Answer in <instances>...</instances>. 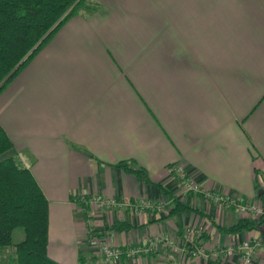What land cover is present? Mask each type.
Here are the masks:
<instances>
[{
    "label": "crops",
    "instance_id": "obj_1",
    "mask_svg": "<svg viewBox=\"0 0 264 264\" xmlns=\"http://www.w3.org/2000/svg\"><path fill=\"white\" fill-rule=\"evenodd\" d=\"M93 1L96 10L68 18L0 91L11 141L0 160L27 168L47 200V255L60 264H207L190 250L264 243V232L221 234L187 210L153 221L166 214L154 184L222 227L245 216L185 193L178 172L260 207L264 0ZM121 160L151 183L112 166ZM93 195L113 204L98 206ZM115 219L133 227L105 232ZM103 246L120 256L105 259ZM138 246L148 249L129 254ZM251 256L264 264L256 249Z\"/></svg>",
    "mask_w": 264,
    "mask_h": 264
},
{
    "label": "trees",
    "instance_id": "obj_2",
    "mask_svg": "<svg viewBox=\"0 0 264 264\" xmlns=\"http://www.w3.org/2000/svg\"><path fill=\"white\" fill-rule=\"evenodd\" d=\"M96 9L97 3L93 0H0V91L29 63L68 18L79 12ZM10 148L11 141L0 127V154ZM86 154L94 159L92 155ZM112 166L134 175L146 184L151 183L146 170L133 161L121 160ZM154 186L165 200L163 207L166 214L153 221L187 210L204 216L221 234L264 232V186L261 189L255 186L254 198L260 203L261 213L257 217L243 216L227 227L217 225L203 211L185 205L163 185ZM17 227L21 228L22 238L12 243L11 234ZM132 227L124 220L115 219L104 231L122 232ZM47 236V200L32 174L12 157L0 160V248L12 246L11 261L14 264H60L47 255ZM209 264L218 262L212 261Z\"/></svg>",
    "mask_w": 264,
    "mask_h": 264
},
{
    "label": "built area",
    "instance_id": "obj_3",
    "mask_svg": "<svg viewBox=\"0 0 264 264\" xmlns=\"http://www.w3.org/2000/svg\"><path fill=\"white\" fill-rule=\"evenodd\" d=\"M178 183L181 189L185 192H191V194H199L206 199L214 203L220 204L222 207L229 209L234 208L240 214L250 217H257L261 213V208L253 204L252 202H241L240 200L234 199H224L218 194H214L211 191H206L200 188L198 185L192 183L188 177L182 172L177 173ZM90 200L96 205L102 207H109L113 204V201H103L101 197L93 195ZM144 209H153V205L150 202H142L139 205ZM148 248L145 247H134L129 250V254L134 255L135 253L145 252ZM256 249L257 253L264 257V243L260 240L245 241L236 245L225 246L218 248L211 253H206L202 249L190 250L191 254L200 258L203 263L209 264V262L216 261L218 264H223L225 261L231 260L233 255L241 250H246L248 253L246 255L241 254L240 259L236 264H253V259L251 252ZM100 254L105 257V259L113 260L120 256V250L117 246H103L100 248Z\"/></svg>",
    "mask_w": 264,
    "mask_h": 264
},
{
    "label": "rangeland",
    "instance_id": "obj_4",
    "mask_svg": "<svg viewBox=\"0 0 264 264\" xmlns=\"http://www.w3.org/2000/svg\"><path fill=\"white\" fill-rule=\"evenodd\" d=\"M142 209H144V208H142ZM21 238H22L21 228L17 227V228H15L12 231V234H11L12 243L17 242ZM145 248H148V246H145ZM12 256H13V248H12V246L0 248V264H14L11 261V257Z\"/></svg>",
    "mask_w": 264,
    "mask_h": 264
}]
</instances>
